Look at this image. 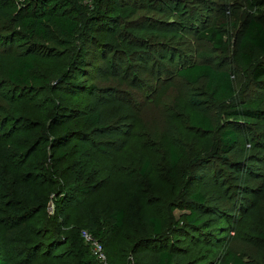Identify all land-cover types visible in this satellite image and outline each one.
Here are the masks:
<instances>
[{"label": "rangeland", "instance_id": "obj_1", "mask_svg": "<svg viewBox=\"0 0 264 264\" xmlns=\"http://www.w3.org/2000/svg\"><path fill=\"white\" fill-rule=\"evenodd\" d=\"M49 17L73 22L72 35L46 23L47 37L34 40L20 26ZM250 20L264 28V0H0V258L154 264V252L178 247L186 254L174 251L175 264H264V79L252 76L264 53L251 64L242 57ZM210 28L222 36L220 49L201 38ZM29 56L42 83L13 85L8 72ZM187 63L226 72L234 95L217 101L205 81H184L177 73ZM88 90L104 121L84 132L76 121L92 108ZM244 107H257V116L237 112ZM195 113L210 132L189 126ZM228 130L238 142L225 153L219 136ZM163 135L184 151L171 170ZM195 194L212 217L204 244L195 230H180L183 216L201 209ZM111 208L126 211L114 234ZM145 214L161 220L162 236L136 246L151 235L137 224ZM49 235L69 243L49 249Z\"/></svg>", "mask_w": 264, "mask_h": 264}, {"label": "trees", "instance_id": "obj_2", "mask_svg": "<svg viewBox=\"0 0 264 264\" xmlns=\"http://www.w3.org/2000/svg\"><path fill=\"white\" fill-rule=\"evenodd\" d=\"M46 23L51 24L55 29L61 32L62 37H70L75 29V24L64 18H46L45 20L35 19V18H26L20 22V26L23 31H25L30 38L34 40H42L47 37ZM202 39L210 42L215 49H220L222 47V36L215 29H207L202 34ZM242 48V57L247 64L253 63L254 55L257 53H264V28L262 24L255 20L248 21L247 27L244 31V37L241 41ZM38 60L35 57H27L18 60L15 68L8 72L9 81L13 85H23L28 86V84H39L42 83L41 79L33 73L38 67ZM188 64V63H187ZM177 75L182 78L187 83L197 84L200 81H205V89L209 95L217 100L224 101L230 99L234 95V89L231 83V77L224 71H218L214 68L202 64H188L187 66L180 69ZM252 76L255 80L264 79V66L260 63L252 70ZM91 89V88H89ZM88 90V99L91 100L92 108L91 110L82 118L78 119L77 125L81 131H90L96 126L102 124L103 117L102 112L98 109V101H93V97ZM100 106V105H99ZM257 107H244L237 110L240 113L249 114L250 116H257L255 110ZM189 126L194 130H199L203 132H210V122L200 113L193 114L189 119ZM238 142V135L233 131H223L219 136V145L221 146L222 152H230ZM160 147L163 151L164 156L167 160L168 169L171 170L175 168L178 162L183 158L184 151L175 144L173 140H170L166 136H161L160 138ZM147 169V164L144 165L140 172L145 173ZM192 203L198 208L204 206V197L200 194H195L192 197ZM58 208V206H57ZM203 208L197 210H191L188 214L183 216V226L180 227V230H186L183 232L189 233V231L195 230L197 235V240L199 244L206 243L201 235L203 231L207 228V223L205 220H211L212 217L208 213H202ZM109 218L111 219L112 229L111 233H116L121 230L126 224V211L124 209L111 208L109 209ZM248 214V213H247ZM137 224L143 229V231H150L151 235L147 237H141L134 245L140 243H148L152 245L154 242L158 241L162 236V225L161 220L149 216L147 214L137 219ZM184 227V228H183ZM105 229H97L93 232V235L99 239H103L106 235ZM50 234V233H49ZM172 241H176L175 237H170ZM60 239L55 236L49 235V237L43 242V246L51 249L53 246H62L68 244L69 241L61 243ZM73 252L77 255H81L82 247L79 245L76 238L72 240ZM181 258L185 257V249L172 248L168 251L154 252L151 256L154 264H175L176 253ZM205 259L204 262H206ZM235 264H245L243 261L234 259ZM0 264H9L6 259L0 258ZM81 264H87L85 261H81Z\"/></svg>", "mask_w": 264, "mask_h": 264}, {"label": "built area", "instance_id": "obj_3", "mask_svg": "<svg viewBox=\"0 0 264 264\" xmlns=\"http://www.w3.org/2000/svg\"><path fill=\"white\" fill-rule=\"evenodd\" d=\"M82 237H83V239L85 240L86 243H88V244L91 243L92 244L93 250L99 256V258L100 259H104L103 248L100 245V243L99 242H94L93 239L91 238V236L88 233H86V232L82 233Z\"/></svg>", "mask_w": 264, "mask_h": 264}]
</instances>
